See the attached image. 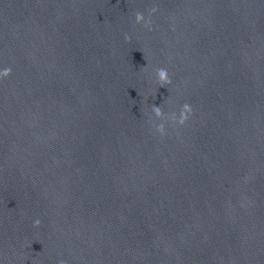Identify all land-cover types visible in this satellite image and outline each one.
<instances>
[{"label":"water","instance_id":"obj_1","mask_svg":"<svg viewBox=\"0 0 264 264\" xmlns=\"http://www.w3.org/2000/svg\"><path fill=\"white\" fill-rule=\"evenodd\" d=\"M9 67L0 264H264V0H0Z\"/></svg>","mask_w":264,"mask_h":264},{"label":"clouds","instance_id":"obj_2","mask_svg":"<svg viewBox=\"0 0 264 264\" xmlns=\"http://www.w3.org/2000/svg\"><path fill=\"white\" fill-rule=\"evenodd\" d=\"M152 11H155V9H153ZM135 22L137 24L143 23L145 26L149 23V21L146 20L144 13L140 11H137L135 13ZM125 39H129V37L126 35ZM10 72V67L5 68L2 72H0V77L7 76ZM155 79L160 86H167L171 84V77L168 73V70L164 67H159L155 69ZM192 112V107L187 102H184L182 105H180L178 112L176 110H172L167 113L164 112L160 106L152 104L151 114H154L155 119H153L152 115H149V123L154 127L156 132H159L161 135H163L166 131V123L173 127L177 125H183L185 121L188 120ZM40 223L41 220L39 218L33 220L34 227L39 226ZM58 264H66V261L64 259H60L58 261Z\"/></svg>","mask_w":264,"mask_h":264}]
</instances>
